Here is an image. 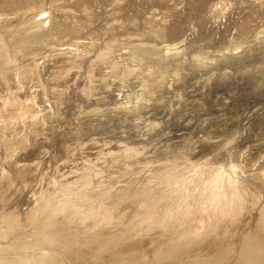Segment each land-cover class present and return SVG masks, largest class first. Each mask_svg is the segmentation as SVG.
Returning a JSON list of instances; mask_svg holds the SVG:
<instances>
[{"label": "rangeland", "instance_id": "374dc122", "mask_svg": "<svg viewBox=\"0 0 264 264\" xmlns=\"http://www.w3.org/2000/svg\"><path fill=\"white\" fill-rule=\"evenodd\" d=\"M165 1L0 0V18L5 13L16 17L12 24L0 22V88L4 89H0V104L10 101L14 105L2 112L6 114L0 122V211L13 218L11 224L0 227V264L20 257L21 249L31 250L46 237L44 224L54 214L46 215L45 209L35 212L37 220L32 224L21 221L23 226L13 220L33 194L51 200L46 190L55 191L52 182L59 177H63L58 180L63 187L56 192H61L64 202L80 211L106 209L113 213L140 206L145 192L156 193L153 197L169 193L171 184L166 179L184 175L205 160L209 166H236L241 176L264 171V13L247 9L246 0H222L223 17L216 19L209 12L214 0ZM49 2L63 8L69 20L66 23L62 18L56 31L40 33L33 28L34 18L23 12L32 9L36 15ZM176 5L181 11L177 16ZM240 23L243 28L238 27ZM173 44H179L178 53L167 55L166 47ZM23 47L26 51L34 48L26 53ZM53 58L57 62L50 60ZM30 120L36 122L31 125ZM20 138L45 143L21 156L14 152L22 147ZM23 164H28L24 170ZM12 190L16 202L7 198ZM11 207L16 208L9 211ZM110 253L109 258L102 257V263L90 258L85 264H111L115 256H111L112 250Z\"/></svg>", "mask_w": 264, "mask_h": 264}, {"label": "bare ground", "instance_id": "6f19581e", "mask_svg": "<svg viewBox=\"0 0 264 264\" xmlns=\"http://www.w3.org/2000/svg\"><path fill=\"white\" fill-rule=\"evenodd\" d=\"M72 1H79L78 3H80L82 1H88V0H72ZM214 1H215L214 4L211 7H209V12L212 14L211 17L214 16V17H216V19H222V17H223L222 16L223 15L222 9H224L223 6L222 7L220 6V5H222V2H221L222 0H214ZM244 2H246L245 7L247 9H249V10L252 9V11H257L259 13H264V0H246ZM73 3L74 2H72L71 4H73ZM223 5H225V4H223ZM47 6H49V7L40 8L39 12H37L36 15L34 14V11H31L32 9H28V8H27L28 10L26 12H23V15H26V16L30 17L29 19H31V18L33 19L34 18L33 19L34 21L32 22L33 28H39L38 31H41L40 33H51L54 30L56 31V29H58V24L60 23V25H61L62 18H64L63 19L64 22H66V20H69L67 17H65L67 15V12H63V8L61 10L56 5L52 4V2H49V4ZM175 7L176 8L173 7V11L175 10L174 14H176V16H177L179 13H181V11L178 9L177 5ZM34 9H36V8H34ZM156 14H158V13H156ZM11 15L14 16V14H9V15H7L6 13H5V15L3 14L1 16V18H0V22H3L5 24H12L15 21L16 17H13ZM154 15H155V13L152 15V18L155 17ZM225 16H227V15H225ZM20 18H21V16H20ZM205 18H206V16H205ZM207 18H209V17H207ZM71 20H74V18L71 19ZM150 21H151V18H150ZM152 21L153 22H156V21L162 22L159 19L156 20V21H154V19H153ZM208 21H210V20H208ZM24 24H26V22ZM215 24L216 23H214V25ZM241 24L242 23L239 24V26H238L239 28L241 26H242L241 28L244 27V24L243 25H241ZM71 25H72V23H71ZM165 25H167V24H165ZM44 28H46V30H43ZM74 28H75V25H74L73 29ZM161 30H162V28H161ZM248 30H250V29H248ZM36 33H38V32H36ZM5 35L6 34H4V36ZM74 37H75V35H74ZM1 41H2V39H1ZM65 42H66V40H65ZM8 44H9V42H8ZM129 44L130 43H128V45ZM8 46H10V45H8ZM55 46H56V44H55ZM19 47L20 46H18V48ZM26 47H23V48L25 49ZM31 48H34V47H31ZM31 48H29V50L27 49V51L29 52ZM179 48H180L179 44L169 45V46L166 47V51H167L166 54L167 55H170V53H172V55H173V53L177 54L178 51H179ZM4 51H6V50H4ZM7 51H8V49H7ZM20 51H22V50L20 49ZM25 51H26V49H25ZM25 51H23V52L25 53ZM27 51H26V53H27ZM31 51H32V49H31ZM180 51H181V49H180ZM10 52H12V51H10ZM46 52H45V54H47ZM65 52H69V49H66ZM77 52H79V51H77ZM12 53H14V51ZM32 53H34V52H32ZM45 54H43V55H45ZM55 55H57V54H55ZM52 57H54V54L52 55ZM63 57L64 58L66 57L65 59H67V56H63ZM87 57H89V56L87 55ZM57 58H55V59L53 58V59H50V60H55L57 62ZM14 59H15V56H14ZM60 60H58V63L61 62ZM67 60H64V61H67ZM16 61H18V59ZM50 62H52V61H50ZM72 62H73V60H72ZM68 63H67V65H68ZM97 63H98V61H97ZM103 63H102V65H104ZM52 64H55V63H52ZM62 64H63V62H62ZM17 65H18V63H17ZM60 65H61V63H60ZM102 65H100V66H102ZM40 67H42V66H40ZM53 67H55V65ZM69 67H70V65H69ZM0 68L2 69V67H0ZM62 68H64V67H62ZM35 69H36V67H35ZM99 69H101V68H99ZM44 70H45V68H44ZM96 70H98V68ZM96 70H94V71L96 72ZM7 72H8V70H7ZM100 72H101V70H100ZM63 73H64V71H63ZM126 73H127V71H126ZM49 74H51L50 71L48 73V76H50ZM2 75H3V73H2ZM19 75L20 74H18V76ZM93 75H95V74H93ZM51 76H53V75H51ZM36 77H38V76L36 75ZM59 78H60V76H59ZM26 79H27V77H26ZM2 80H3V78H2ZM46 80H48V79H46ZM6 82L8 83V81H6ZM44 82H46V81H44ZM22 83H23V81H22ZM50 83H52V82H50ZM54 83H56L58 85V81L54 82ZM37 84H38V82H37ZM57 85H54V86L57 87ZM59 85H60V83H59ZM51 86H53V85H51ZM51 86H48V87L50 88ZM11 87L8 88V89L10 90ZM2 89H1V91L4 90V89L3 90ZM15 89L16 88H14L12 90H15ZM39 91L40 90L38 89V92ZM47 92L48 91L46 90V93ZM2 93H0V94H2ZM4 93H5V91H4ZM12 93H13V91H12ZM38 94H40V93H38ZM66 96H67V94H66ZM73 96H74V94H73ZM18 97H20V95ZM18 97H17V99L15 97V99L16 100L21 99V101H22L23 97L19 98V99H18ZM48 98L50 99V95H49ZM94 98H95V96H94ZM101 99H99V100H101ZM10 100H12L14 102V99H10ZM82 101H83V98H82ZM102 102H104V101H102ZM22 104H23V102H22ZM28 104H29V102H28ZM1 106L2 107H0V122L4 121L3 115L6 114V112L4 114H2V112L6 111L8 108H12V106H14V105L12 103H10V101L9 102L5 101L4 104H2ZM29 106L30 105H28V107ZM55 106H57V105H55ZM33 107H34V105H33ZM41 108H40V110H41ZM65 108H67V107H65ZM20 110H21V113H22V110L24 111V109H20ZM41 112H42V110H41ZM92 113H95V112H92ZM97 113H99V112H97ZM16 114L14 113V115H16ZM27 116H28V114L25 113L24 114V118H26L25 120H27V118H28ZM86 116L89 117V115H86ZM46 117H48V116H46ZM33 118H35V116H33L32 119ZM78 118H82V117H78ZM80 120L81 119H79V121ZM14 121H16V120H14ZM30 122H31V120H30ZM32 122L35 123L36 121L35 122L32 121ZM32 122H31V125H33ZM25 124H26V121H25ZM78 124H80V123H78ZM18 125L20 126V124H18ZM78 128H79V126H78ZM10 130H12V129H10ZM23 130H26V129H23ZM3 133H4V131H3ZM50 133H54V131L52 132V130H51ZM53 136H52V139H53ZM136 137H138V136H136ZM54 138H55V136H54ZM66 138H67V136H66ZM35 139L36 138H34V140ZM34 140H30L29 139V142H28L29 144H28L27 143V141H28L27 138H20L19 143L22 145V147L16 149L14 152L17 153L18 155L23 156L25 152L29 151V153H30V151H33V150H36L37 148H40V146H41V144L43 142L39 143V142L34 141ZM48 140H50V139H48ZM51 140L48 143H51ZM59 142L61 143V141H59ZM44 143H43V145H44ZM48 143L46 142L47 145H48ZM230 143L231 142H229L228 145ZM232 143H234V141ZM92 144H93V142H92ZM77 146L78 145H76V147ZM94 147H95V145H94ZM10 148L11 147H9V150H10ZM4 149H6V148H4ZM115 149H118V148H115ZM98 150H100V149H98ZM0 152L2 154V150ZM37 156L34 155V157H37ZM5 157L6 156H4V158ZM13 158H15V157H13ZM23 158H25V157H23ZM18 159H16V160H18ZM57 161H58V159H57ZM57 161L53 159L52 162H57ZM205 161L201 162V163H199V164H197L195 166H191V167L189 166L190 168L186 170V171H188V170L189 171L186 174L183 173L184 175L181 174L179 177H176L173 180L171 179V181L166 179V181L171 184V185L169 184L170 185V187L168 189L169 193L161 194L162 195L161 197H153L154 195H156V193L145 192L141 196V200L139 202L140 206L136 207L135 209H124V210L122 209L120 211H115L113 213H112V211H109V210H106V209L105 210H103V209L102 210L94 209V210H88V211L87 210H85V211L81 210L80 211L78 209H75L73 204L66 203V202H64L61 199V196H62L61 192H60V194L56 192V190H59L61 188V186L63 185V184H61L62 181H61V183L58 182V180H62L63 177L62 178H60V177L57 178L56 183H55V181L52 182V188H54L55 191L46 190L47 194L51 195L50 196L51 200H48V199H45V198H41V196L38 195V194H35V195L33 194V196H31L30 198L28 197L29 198L27 200L28 202L24 203V207L22 208V210L20 212L18 211L19 214H18L17 218L16 219L14 218V220H13V221L16 220L17 222H20V224H22L23 226H24L23 223L25 221H30V223L32 224L34 222L33 220L35 218V212L37 214V212H39V210H38L39 208L45 209L46 215H48L49 213L50 214L51 213L54 214V218L48 219L47 220L48 223L44 224V229L47 231L46 232L47 233L46 237H44L43 240H40V241L36 242L35 245L32 246L31 250H28L26 247L21 249L20 252H19V253H21L20 257H16V259H12L10 261L7 260L6 262H3L2 264H85V262H89L90 263V261H91V260H89L90 258H94V260H96V261H100L102 259V257H104V256L109 258L110 254H111L110 253L111 250H112V253H113L111 256H113V255L115 256L114 258H112L113 261L110 262L111 264H264V171H261V172L260 171L259 172L254 171L256 173H251V174H249V172H248L247 174H249V175L241 176V175H239V171L240 170L238 171V168L236 166H233V165H230V164H229L230 166L227 167V168H225L224 165L223 166H218V165L217 166H209V165L206 164L207 161H206V163H205ZM5 163H7V162H5ZM4 164L2 163L3 166H4ZM28 164H23L24 167H23L22 170H24V168L27 167ZM35 164H38V163H35ZM6 165L8 166V164H6ZM192 165H194V164H192ZM66 169H68V168H66ZM6 170H8V168H6ZM22 170H21V172H22ZM15 171L16 170H14V172ZM2 173H4V172H2ZM29 173H30V171H29ZM241 174H242V171H241ZM165 175H166V173H165ZM6 176H8V178H9V175H6ZM73 176H72V178L75 179ZM75 176H76V174H75ZM164 180H165V178H164ZM32 181H34V180H32ZM35 181H37V180H35ZM45 181H46V179H45ZM69 181L67 180V182H69ZM26 183H28V182H26ZM29 183H30V181H29ZM38 183H39V181H38ZM70 184H71V182H70ZM1 185L2 184H0V188H1ZM18 185H19V183H18ZM163 185L165 186L164 183H163ZM30 188L28 189V191L31 192V189L33 187L31 189ZM3 189H4V187H3ZM17 190L18 189L16 188L15 191H17ZM5 191H7V190H5ZM135 191H138V190H135ZM116 192H117V190H116ZM20 193L21 192L19 191V194ZM34 193H36V192H34ZM14 194H15V192H14V190H12V192H10L7 195V198L9 199V201L13 200V202H16L15 201L16 200V195H14ZM24 196H26V195H24ZM25 198H27V197H25ZM22 200H24V199H22ZM24 201H26V200H24ZM12 205H15V204H12ZM119 205H120V203H119ZM15 208L11 207L9 211H11L12 209H15ZM8 209H9V207H8ZM8 209H7V211H8ZM48 209H49V211H48ZM45 211H44V213H45ZM11 214H13V213H11ZM40 215H41V213H40ZM36 217H38V216H36ZM9 218H7V215L2 213V211H0V225H1L0 227H3L2 225L3 224H7L9 221L12 222L13 218L12 219H9ZM36 223H37V221H36ZM36 223H34V224L37 225ZM17 224H18V226H20L19 223H17ZM17 224H16V226H17ZM11 227L15 228L14 225L11 226ZM31 229H32V226H31ZM26 230H28V228ZM251 231H252V233H251ZM213 239H217L215 244H214ZM208 250L210 251V253H209ZM204 252H207L209 254L205 255ZM18 255H20V254H18ZM100 262L102 263L103 261L101 260ZM100 262H99V264H100Z\"/></svg>", "mask_w": 264, "mask_h": 264}]
</instances>
